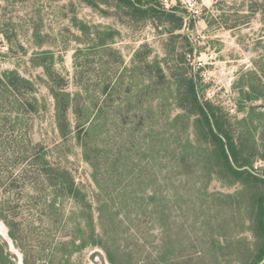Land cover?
Wrapping results in <instances>:
<instances>
[{
    "label": "trees",
    "instance_id": "16d2710c",
    "mask_svg": "<svg viewBox=\"0 0 264 264\" xmlns=\"http://www.w3.org/2000/svg\"><path fill=\"white\" fill-rule=\"evenodd\" d=\"M81 1L122 24L151 21L168 34L162 47L169 72L158 60L146 64L155 75L146 79L145 87L156 77L157 86L165 84L159 97L167 101L171 89V100L182 112L172 119L165 115L156 136L155 132L145 135L147 146L142 152L110 155L108 147L92 137L103 129L105 108L94 111L95 104L87 98L80 106L79 97L87 94V87L68 91L66 79L51 71L50 50L35 52L30 61L47 75L38 81L44 82L54 100L56 129L62 139L53 144V154L73 132L83 159L92 168L95 189L90 194L71 169L55 157L50 159L51 150L32 142L30 125L18 123L20 116L31 117L41 108L37 82L15 69L0 70V185L4 193L19 191L24 202L2 201L0 218L22 254V263L79 264L72 261L74 255L100 248L108 264H257L264 256V168L257 172L253 160L257 156L264 160V149H260L264 129L260 134L257 131L262 123L264 128V112L249 105L246 116L233 122L220 105L204 98L196 65L200 51L189 32L194 22L179 3L166 7L160 0ZM213 5L217 13L207 20L208 26L234 30L259 15L264 28V0H213ZM75 24L85 31L86 26ZM182 29L185 33H177ZM90 30L94 46L112 51L122 65L121 55L110 48L119 30L111 26ZM178 38L186 41L188 51L173 60L172 66L167 59L175 54ZM263 41L257 39L256 44L264 47ZM258 54L251 59L252 67L239 77L238 86L233 85L239 108L264 99V52ZM102 82L107 101L125 79L120 72L113 80L103 77ZM5 133L8 136L2 138ZM170 143L175 145L170 147ZM141 153L151 165L153 158L158 161L148 180L140 178L135 168ZM156 153H161L157 160ZM195 167L203 171L205 181L216 178L224 186L240 187L231 193H212L208 199L195 188L190 196L194 207L191 229L186 233V173ZM206 202L214 215L208 214ZM172 217L178 221H169ZM7 248V241L0 239V264H16Z\"/></svg>",
    "mask_w": 264,
    "mask_h": 264
},
{
    "label": "rangeland",
    "instance_id": "374dc122",
    "mask_svg": "<svg viewBox=\"0 0 264 264\" xmlns=\"http://www.w3.org/2000/svg\"><path fill=\"white\" fill-rule=\"evenodd\" d=\"M160 1L166 7L179 3L185 9L193 6V9L198 11L195 14L187 9L194 22L193 28L189 31L190 36L200 51L198 57L203 63L202 66L196 65L200 67L199 89L204 98L220 105L222 111L233 122L246 116L249 105L256 107V111L264 112V99L239 108L237 90L233 88V85L238 86L237 82L242 73L252 67L251 59L257 58L258 53L264 52V47L256 44L257 39L264 40V28L259 15L252 18L247 25L227 30L207 24V20L217 13L213 0ZM229 2L231 0H226V3ZM236 5H239V2ZM77 22L86 26L85 31L76 27ZM95 26L100 29L111 26L119 30V34L115 36L116 41L110 45V48L121 55L122 65H118V57L112 51L109 49L102 51V48L94 46L90 29ZM87 31H90V34ZM184 31L185 29H182L177 33H185ZM167 35L151 21L144 25L122 24L115 16H103L81 0H0V70L15 69L22 76L32 78L37 82V96L41 98L39 112L31 117L20 116L18 123L30 125L29 136L32 142L41 143L51 150L50 159L55 157L71 169L76 180L83 183L89 193L95 189L91 180L92 168L83 159L81 148L73 138V132L65 141V145L59 147L53 154V144L62 140L56 129L54 100L44 82L38 81L39 76L47 79V75L42 67L32 66L30 59L35 52L50 50L51 71L66 79L67 90L75 92L80 88L84 91L82 86L87 87V94L82 93L83 96L79 97L80 106L87 103L88 99V103L95 104L94 111L98 107L105 108V122L101 126L103 129H99L100 133L92 135L95 141L101 146L106 145L110 155L120 152L136 154L145 150L147 145L144 139H147L145 138L147 133L155 132L153 136H156V132L162 129L160 123H163L165 115L172 119L182 112L171 100V89L168 90L167 101L159 97L161 89H165V84L157 86L156 77L149 87H145L146 79L155 75L154 69L148 68L146 64L158 60L165 72H169L164 62L167 55L162 47ZM187 46L185 40L178 38L175 54L168 56L167 62L174 66L173 60H179L181 55L188 51ZM120 72L125 82L122 86H118L106 101L102 93V78L112 77L113 80ZM173 87L172 84L170 88ZM22 91L26 95V90ZM163 94L165 92L161 95ZM234 105L236 109L231 112L230 108ZM261 118L264 122V115ZM71 120L74 124V120ZM12 122H14L13 118ZM263 129L262 123L257 130L259 134ZM188 132L186 131V136L190 137ZM7 136V133L1 135L2 138ZM260 141L258 138L259 145H262ZM174 145L170 143V147ZM260 149L263 150L264 146ZM160 154H155L156 160ZM140 156H142L141 161L136 162L138 165L135 168L137 171L140 170V178L148 180V173L156 172L155 164L158 165V161H154L153 158V166L147 163L148 159L143 157V153ZM253 167L260 172L264 168V160L255 157ZM202 173L203 171L198 167L188 175L186 173V233L191 229L188 225L192 221L194 207L190 196L195 188L198 191L201 189L203 197L208 199L212 193H231L240 187L239 184L224 186L216 178L205 181V178L201 177ZM173 181L179 185L178 177H174ZM205 182L206 185L203 187ZM9 193H4L0 185V203L6 199L14 201L11 203L13 205L16 202L24 203L22 198H19L21 196L19 191L15 190L14 194ZM65 205L68 208L69 202ZM209 205V202H206L204 207L208 209V214L214 215L213 207ZM169 221L176 222L178 217H172ZM7 231V226L0 218V239L7 241V249L12 254L11 259L16 264H23L22 254L13 245ZM245 235L252 238L249 233ZM72 261L79 264H108L100 248H88L74 255Z\"/></svg>",
    "mask_w": 264,
    "mask_h": 264
},
{
    "label": "built area",
    "instance_id": "2783aa9c",
    "mask_svg": "<svg viewBox=\"0 0 264 264\" xmlns=\"http://www.w3.org/2000/svg\"><path fill=\"white\" fill-rule=\"evenodd\" d=\"M187 9H188V10H191V11L194 12L195 14L198 13L197 10H194V9H193V6L190 7V8L187 7ZM196 60L198 61V62L196 61V62H197L196 64H198L199 66H202V65H203V63H202V61L199 59V57H197ZM235 109H236V106H235V105H234L233 107L230 108L231 112L235 111Z\"/></svg>",
    "mask_w": 264,
    "mask_h": 264
},
{
    "label": "water",
    "instance_id": "95a60500",
    "mask_svg": "<svg viewBox=\"0 0 264 264\" xmlns=\"http://www.w3.org/2000/svg\"><path fill=\"white\" fill-rule=\"evenodd\" d=\"M258 264H264V256H263V258L258 262Z\"/></svg>",
    "mask_w": 264,
    "mask_h": 264
}]
</instances>
